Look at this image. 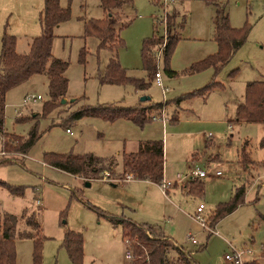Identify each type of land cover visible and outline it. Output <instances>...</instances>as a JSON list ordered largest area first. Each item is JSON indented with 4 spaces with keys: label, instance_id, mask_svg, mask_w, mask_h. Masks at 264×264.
I'll return each mask as SVG.
<instances>
[{
    "label": "rangeland",
    "instance_id": "374dc122",
    "mask_svg": "<svg viewBox=\"0 0 264 264\" xmlns=\"http://www.w3.org/2000/svg\"><path fill=\"white\" fill-rule=\"evenodd\" d=\"M216 1L222 6L225 4L224 12H229L233 26L250 24L247 40L217 74L214 67L199 72L187 71L191 63L217 51L215 2L135 0L134 4L125 6V14L132 22L122 31L125 45L119 53L123 66L132 76L148 77L142 48L143 40L153 34L154 23L162 35V41L154 46L157 61L156 51L168 41L171 35L169 22L176 11L175 23L180 25L173 30L181 38L170 59L177 74L170 76L165 72L162 55L158 61L164 84L169 88L166 95L155 79L143 91L154 102H166L152 115L160 118L165 114L169 119L163 123L161 119L151 117L152 120L140 126L126 118L107 120L87 115L72 119V113L81 105H134L143 94L131 84L101 83L99 80V72L105 71L112 52L104 48L98 53L99 39L84 33L85 19L107 15L100 1L61 0L63 6H71L72 14L55 28L52 51L54 56L69 61L66 70L69 99L44 114L43 104L50 97L49 76L33 74L7 92L4 129L27 137L37 124L42 133L40 138L26 154L6 149L5 136L0 135V160L4 156L13 159L0 164V178L24 187L23 194H14L0 185V211L18 215L19 229L26 224L22 218L24 213H36L45 237L43 264H75L63 245L68 229L83 234V264H130L132 259L126 257V252L128 247L134 250L137 240L130 237L131 243H128L126 238L129 236H125L123 223H113L101 215L96 206L134 222L155 224L158 232L173 234L171 236L179 244L192 252L197 264H240L226 258V254L235 249H250L246 258H256L264 264V166L258 163L243 166L239 162V151L243 146L255 160L264 157L261 146L264 123L235 120L236 107L244 99L247 82L264 79V0ZM43 9L44 0H0V68L5 29L17 36V51L28 52L30 39L41 33L39 18ZM85 45L89 54L87 62L82 63L80 51ZM214 77L222 85L207 96L196 94L181 98ZM39 94L41 99L24 102ZM75 98L77 102L72 103ZM22 116L25 120H21ZM174 117L177 119L173 120ZM208 132L213 133L215 142L210 148L212 154L193 157L192 152L206 147ZM159 138L164 140L165 178L174 181L168 194L163 193L161 184L146 179L122 180L117 173L111 177L106 173L104 178H85L44 161L47 152H92L116 155L120 162L125 151L139 148L140 140ZM216 153H220L221 158ZM193 161L207 171L202 177L205 190L201 196L189 194L182 187L190 178L175 182L179 173L185 175L196 166ZM218 170L222 174H216ZM242 182L247 183L245 201L214 223L212 211L217 203L229 200L234 186ZM200 202L206 204L204 213L208 224L216 225L215 231L202 226L196 218ZM190 234L197 242L189 238ZM204 244L206 246L200 248ZM33 250L32 238L17 237L15 264H33ZM179 256L178 249H171L173 264H187L178 261Z\"/></svg>",
    "mask_w": 264,
    "mask_h": 264
},
{
    "label": "trees",
    "instance_id": "16d2710c",
    "mask_svg": "<svg viewBox=\"0 0 264 264\" xmlns=\"http://www.w3.org/2000/svg\"><path fill=\"white\" fill-rule=\"evenodd\" d=\"M107 15L101 18L91 17L85 19V35L96 36L99 39L97 49H109L112 54L108 60L104 72H99L101 83L111 84H131L136 90L148 89L158 69L155 57L154 46L162 41L157 24L153 25V34L143 40L142 59L147 78L132 76L123 66L120 59V49L125 45L122 36L123 29L132 20L125 14V6L134 4L135 0H99ZM158 1V0H154ZM209 3L217 4V14L215 19L214 38L217 42V51L204 58L191 63L187 67L189 72H199L209 67L215 68L217 74L222 67L229 62L234 53L245 43L250 32V24L245 22L240 27L233 26L228 13L224 12V5L216 0H205ZM71 6H63L61 0H44V9L40 14L41 33L32 38L30 49L26 53H19L16 48L17 36L9 33L5 29L2 35L1 68H0V135L5 136V148L15 149L22 153H28L33 144L40 138L41 132L38 125L34 124L27 137L16 133L5 131V109L7 92L18 84L29 79L33 74L45 73L49 76L50 97L43 104V113L47 114L51 110L61 105L62 99L67 96L69 78L66 70L69 61L53 55V42L55 38V28L63 21L71 17ZM178 12L170 19L168 41L163 50L165 61V72L174 76L177 71L170 65L171 56L175 50L180 34L173 33L175 28H179V23H175ZM185 18V17H184ZM174 20V21H173ZM185 20V19H184ZM184 20L182 21L184 23ZM181 23V26H183ZM89 48L85 45L80 51V61L87 62ZM233 73V72H232ZM222 83L212 78L200 89L188 92L181 96H191L201 94L207 96L215 87ZM150 96V95H149ZM77 102V98L71 100ZM163 102H154L150 99L141 101L134 105H119L114 103H99L96 105L84 104L79 106L72 113V119L83 116H98L107 120L126 118L132 120L140 126L152 120L151 116L155 109H161ZM25 120V117H21ZM237 121H249L264 123V79L251 80L247 82L244 99L239 102L236 109ZM69 128V127H68ZM261 146L264 148V137L261 139ZM239 162L246 166L258 163L264 166V157L255 160L250 156L245 146L239 151ZM204 154L203 151L194 152ZM44 161L54 167L77 174L85 178H104L106 173L111 177L117 173L120 179H128V175L133 178L146 179L156 183H161L165 170L164 140L148 139L143 141L136 151L123 153L121 170L116 171L119 159L116 155L103 156L92 152L76 154L73 152H47ZM11 157L4 156L0 164L11 162ZM0 185L7 187L14 194H23L24 187L8 183L0 178ZM189 194L201 196L205 190V181L202 178L190 179L183 186ZM247 191V183L235 185L229 200L217 203L212 211V219L217 223L220 219L237 209L244 201ZM96 209L101 215L108 217L113 223H123L125 236L133 237L137 240L134 243V258L130 264H173L170 258L171 249L176 248L180 252L178 261L187 264H197L192 257V252L187 251L183 245L177 243L172 237L157 231L156 225L151 223H138L128 220L125 217L112 214L108 211ZM25 227L18 228L20 218L15 213L0 211V264L16 263V238L30 237L34 240L33 264H43V247L45 237L42 234V224L36 213H24ZM63 245L66 247L70 258L75 264H83L84 260V237L82 232L68 229L65 232ZM206 244L200 248L205 247ZM243 264H260L256 258L246 259Z\"/></svg>",
    "mask_w": 264,
    "mask_h": 264
},
{
    "label": "built area",
    "instance_id": "2783aa9c",
    "mask_svg": "<svg viewBox=\"0 0 264 264\" xmlns=\"http://www.w3.org/2000/svg\"><path fill=\"white\" fill-rule=\"evenodd\" d=\"M158 18H156V19L158 20ZM165 45H166L165 43L161 44V46L156 51V54H157V57H158V61H159V58L161 57V55L163 56V50H164ZM158 61H157V63H158ZM154 79H155L156 83L162 88L163 95L165 96L169 88L164 84L163 75H162V72H161L159 66H158V69L156 71ZM41 98H42L41 94H39L37 96L32 95V97L26 98L24 100V102H28L30 99H33V101H36V100L41 99ZM165 103L166 102H163V107L165 106ZM19 112L21 113V111H19ZM151 117L153 119H161L163 121V123L169 119L165 114H163V116L160 117V118L157 117L156 115H152ZM68 130H70V128H68ZM208 135L211 136L212 133L209 132ZM220 173H221L220 170L217 171V174H220ZM206 175H207L206 169H204L203 167H200L199 165H197V166H194L191 169V171L186 173L185 175L179 173L178 176L176 177L175 182L176 181L177 182L178 181L182 182V180H185V179H188V178H190V179L202 178V177H204ZM130 178H132V175H128V179H130ZM173 182L174 181H170V180L166 179L165 177L163 178V180H162V182L160 184H161L162 191H163L164 194H168L170 185H172ZM38 202L41 203V200H38ZM205 209H206V204L204 202H200L197 205V208H196V218L199 220V222L201 223L202 226L210 228V231H215L216 230L215 229L216 225L215 226H210L208 224V219H207V217L205 216V213H204ZM189 238L192 239L194 242H197V239H196V237L193 234H190ZM126 241L128 243H131V238L127 237ZM247 253H251V250L250 249H245V250H237V249H235L233 253H227L226 254V258H228L230 260H234L236 262H239L240 264H243L244 260H246L248 258V256H249ZM126 257L130 258V259L134 258V252H133V249L131 247H128L127 252H126Z\"/></svg>",
    "mask_w": 264,
    "mask_h": 264
},
{
    "label": "crops",
    "instance_id": "0c3cea01",
    "mask_svg": "<svg viewBox=\"0 0 264 264\" xmlns=\"http://www.w3.org/2000/svg\"><path fill=\"white\" fill-rule=\"evenodd\" d=\"M228 14H229V12H228ZM156 21H157V19H156ZM61 24V23H60ZM57 27H59V25L57 26ZM31 40H32V38L30 39V41H29V44H30V42H31ZM137 91H139L140 93H141V95L143 94V95H146L143 91L144 90H137ZM143 92V93H142ZM151 97V96H150ZM66 98H67V100L69 99V97H68V95L66 96ZM141 101H144V100H142L141 98H140V100H137V103H139V102H141ZM241 102V101H240ZM136 103V104H137ZM239 104V103H238ZM238 104H237V106H238ZM133 105V104H132ZM236 109H237V107H236ZM177 119V117L175 118H173V120H176ZM233 121V120H232ZM232 121H230V122H232ZM231 126V125H230ZM209 133V132H208ZM208 133H207V137H208V140H206V147L204 148V149H197V150H195L194 152H200V151H203L204 152V154L206 155V153L209 155V154H212L211 152H210V148L215 144V142L212 140V136H213V133H212V135L211 136H209L208 135ZM141 142H140V144L143 142L142 140H140ZM137 150V149H136ZM136 150H131V151H136ZM194 152H192V153H194ZM210 152V153H209ZM213 152V151H212ZM217 155L216 156H218L219 158H221V154L220 153H216ZM219 158H217V159H219ZM239 158H240V152H239ZM122 159H123V155H122V158H121V160H120V163L118 164V166L116 167V171H118V170H121L122 169V167H123V164H122ZM214 160V159H213ZM196 163V164H194V165H199V163L198 162H196V161H193V163ZM241 164V163H240ZM200 166V165H199ZM248 166H250V165H248ZM200 167H202V166H200ZM205 169V168H204ZM219 171V170H218ZM221 171V170H220ZM216 174H217V172H216ZM220 174H222V172L220 173ZM220 174H218V175H220ZM164 177H165V170H164ZM133 178V177H132ZM148 181H150V180H148ZM205 181V180H204ZM153 182V181H152ZM156 183V182H155ZM183 187V186H182ZM234 189V188H233ZM184 190V189H183ZM232 192H233V190H232ZM232 195V194H231ZM163 230V229H162ZM164 232V231H163ZM165 233V232H164ZM166 235H168L167 233H165ZM171 235H173V234H171ZM171 235H168V236H170V237H172L174 240H176L173 236H171ZM193 241V240H192ZM177 243H179L178 241H177Z\"/></svg>",
    "mask_w": 264,
    "mask_h": 264
},
{
    "label": "water",
    "instance_id": "95a60500",
    "mask_svg": "<svg viewBox=\"0 0 264 264\" xmlns=\"http://www.w3.org/2000/svg\"><path fill=\"white\" fill-rule=\"evenodd\" d=\"M141 99H142V100H148V99H150V96H149V95H143V96L141 97ZM72 100H73V99H72ZM66 101H67V98L64 97V98L62 99V102H66ZM86 183H87V184H90L91 182H90V181H86Z\"/></svg>",
    "mask_w": 264,
    "mask_h": 264
}]
</instances>
